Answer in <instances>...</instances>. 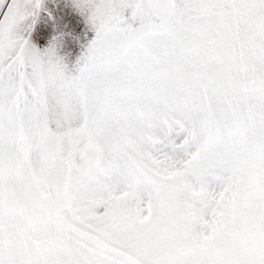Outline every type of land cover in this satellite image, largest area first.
<instances>
[{"label":"snow or ice","instance_id":"snow-or-ice-1","mask_svg":"<svg viewBox=\"0 0 264 264\" xmlns=\"http://www.w3.org/2000/svg\"><path fill=\"white\" fill-rule=\"evenodd\" d=\"M0 264H264V0H0Z\"/></svg>","mask_w":264,"mask_h":264}]
</instances>
